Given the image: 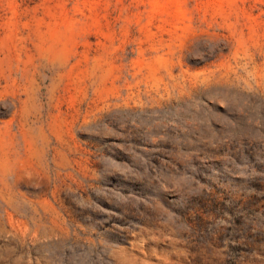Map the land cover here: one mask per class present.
I'll return each instance as SVG.
<instances>
[{
    "label": "rangeland",
    "instance_id": "obj_1",
    "mask_svg": "<svg viewBox=\"0 0 264 264\" xmlns=\"http://www.w3.org/2000/svg\"><path fill=\"white\" fill-rule=\"evenodd\" d=\"M0 264H264V0H0Z\"/></svg>",
    "mask_w": 264,
    "mask_h": 264
}]
</instances>
